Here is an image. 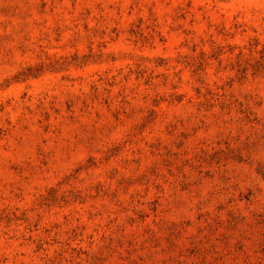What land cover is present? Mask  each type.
I'll use <instances>...</instances> for the list:
<instances>
[{
    "label": "rangeland",
    "instance_id": "obj_1",
    "mask_svg": "<svg viewBox=\"0 0 264 264\" xmlns=\"http://www.w3.org/2000/svg\"><path fill=\"white\" fill-rule=\"evenodd\" d=\"M0 264H264V0H0Z\"/></svg>",
    "mask_w": 264,
    "mask_h": 264
}]
</instances>
